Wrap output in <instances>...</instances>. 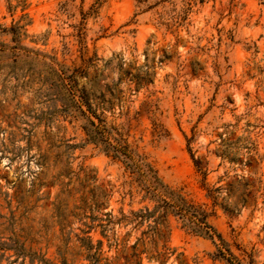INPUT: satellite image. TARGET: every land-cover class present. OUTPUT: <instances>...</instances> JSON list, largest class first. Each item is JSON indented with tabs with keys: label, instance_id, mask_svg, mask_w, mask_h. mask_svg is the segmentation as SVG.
Wrapping results in <instances>:
<instances>
[{
	"label": "rangeland",
	"instance_id": "rangeland-1",
	"mask_svg": "<svg viewBox=\"0 0 264 264\" xmlns=\"http://www.w3.org/2000/svg\"><path fill=\"white\" fill-rule=\"evenodd\" d=\"M53 70L264 263V0H0V264H38L20 246L91 264L87 237L102 242L99 264H135L129 247L146 227L103 238L99 225L147 203L122 163L85 143ZM163 247L173 251L164 264H220L173 219L138 244L141 264H162Z\"/></svg>",
	"mask_w": 264,
	"mask_h": 264
},
{
	"label": "trees",
	"instance_id": "trees-1",
	"mask_svg": "<svg viewBox=\"0 0 264 264\" xmlns=\"http://www.w3.org/2000/svg\"><path fill=\"white\" fill-rule=\"evenodd\" d=\"M53 72L66 89V113L72 119L79 118L82 120L81 129L85 136V143L92 144L107 157L122 163L124 169L130 175L132 184L136 186L138 194L141 196V203H147L143 208L136 211L131 210L128 213H124L120 209L118 217L113 216L111 212L105 213V224L99 225L102 229L101 236L103 238H108L106 233L113 230L109 229L111 226L124 229L131 227V230H137L145 226L146 231H142L141 237L137 238L135 243L129 247L132 251L129 258L136 260L135 264H141V255L144 254V249L137 253L138 244L140 242L143 243L145 237L152 239L160 237V233L163 230L169 231V223L173 219L181 228L211 242L214 250L209 254V257L213 262L220 264H258L252 252H247L234 241H228L209 223V218L213 215L212 212H208L204 207L193 203L181 189H174L165 184L160 178L158 171L145 155L128 145L121 133L107 127L104 119L91 108L86 95L74 89L75 77L67 76V83L63 77L59 76L56 70H53ZM190 140L191 138L187 139L188 144ZM222 143H224L223 139ZM225 149L221 151V157L229 154L228 146ZM191 158L197 172L204 177L205 172L199 161L194 159L193 155H191ZM230 160L234 161L236 159L232 156ZM220 190L221 188L208 190L207 198L213 201V205L216 204L218 199L215 194ZM87 228L89 230L92 229L90 226ZM87 233L85 232V234ZM114 234H116L115 231ZM129 236L130 231L125 233L126 238ZM81 241L88 252L95 250L94 254H88L86 258L91 261V264H99L102 256V242L98 240L97 247L94 248L91 245L90 237ZM126 243L123 246V250L126 249ZM114 244L117 245L116 240ZM18 249L19 253L17 256H22L23 259L27 255L31 262L37 260L38 264H54L44 259L43 256L26 254L22 246L18 247ZM172 252L169 248L163 247V251L158 253L156 258L161 257L163 260L162 264H164L168 255H172ZM103 260L107 262V259L104 258ZM61 264H65V262L62 261Z\"/></svg>",
	"mask_w": 264,
	"mask_h": 264
}]
</instances>
